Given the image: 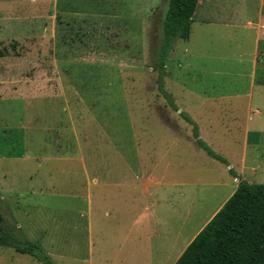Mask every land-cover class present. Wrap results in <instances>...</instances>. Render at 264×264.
I'll return each instance as SVG.
<instances>
[{
	"label": "rangeland",
	"instance_id": "rangeland-1",
	"mask_svg": "<svg viewBox=\"0 0 264 264\" xmlns=\"http://www.w3.org/2000/svg\"><path fill=\"white\" fill-rule=\"evenodd\" d=\"M128 1L0 0V47L7 49L0 57L1 217L54 264H172L240 180L264 183V168L241 173L245 154L264 150V130L246 137L249 122L264 124V32L254 75L252 62L260 1L231 0L219 11L222 21L209 23L198 10L191 37L174 42L164 66L157 61L168 0ZM182 113L230 165L197 144ZM118 131L143 148L171 145L173 184L167 199L158 196L156 231L119 250L97 242H81L73 253L60 242L56 248L55 210L69 208L87 158L103 142L117 144L107 136ZM0 264L43 263L0 246Z\"/></svg>",
	"mask_w": 264,
	"mask_h": 264
},
{
	"label": "crops",
	"instance_id": "crops-1",
	"mask_svg": "<svg viewBox=\"0 0 264 264\" xmlns=\"http://www.w3.org/2000/svg\"><path fill=\"white\" fill-rule=\"evenodd\" d=\"M206 1L205 7L200 5L203 0H199L194 16L197 15L198 10H202V16L199 18L200 22L222 21L219 11L222 10V6L224 7L229 4L231 0H222L223 2L219 0ZM259 1L261 5L259 19L261 21L258 27L252 28L256 32L254 41L255 51L252 58L253 75L257 72L259 63L258 43L264 32V29L261 27L262 25L264 26V0ZM124 2L129 1L124 0ZM248 23L252 24L253 22L248 20ZM191 34L192 31L189 38ZM176 50L177 48L174 44L171 53L176 52ZM256 118L260 119V117ZM251 121H255V117H252ZM252 130L254 133L260 132V130H264V124L249 122L246 126L248 141ZM166 133L173 138V131H167ZM123 134L122 131H118L112 135H108V138H118L116 140L117 144H110L109 142V145H106L103 142L100 151L95 152V154L92 152V156L89 159L87 158L85 164L84 179L76 182V186L81 188L77 187L75 192L71 190L69 195L72 201L71 205L66 209L65 213L61 210H55L56 248L58 242H60L61 245L59 246H61V249L65 248L73 253L76 247H80L81 242H85L84 244L90 248H93L94 243L97 242L98 246L102 248L112 247L115 244V249L119 250L123 248L122 243L125 245L126 241L133 242L136 239L140 240L143 231L146 233L147 231L149 233L156 231L157 220L161 218L157 207L158 196L160 197L161 193L162 198L167 199L168 185L173 184L172 179L168 181V167L171 165L172 160H168V156L166 155L168 150L170 153L171 148L169 146L171 145L156 147L160 150V156L155 147L143 148L141 143L139 144V140H135L133 143L122 140ZM130 143L132 145H128ZM143 155L149 156L143 157ZM247 155L248 153L243 158L245 165L241 166V173L246 170L248 165L252 166L253 168L251 169L253 170L264 168V150L256 152L254 149L250 158ZM163 164L162 173L156 175L153 171ZM145 166H147L146 170ZM231 166L233 165L231 164ZM243 179L251 183L246 176ZM163 187L165 188L163 189ZM143 197L146 199L144 206ZM151 198H154V202L150 200ZM80 200L84 203L83 207L78 206V204L74 205V201L78 202ZM224 203L214 211L211 218ZM65 231L67 233L66 239L62 237ZM183 251L180 252V255ZM137 264H142V262L140 261Z\"/></svg>",
	"mask_w": 264,
	"mask_h": 264
},
{
	"label": "trees",
	"instance_id": "trees-1",
	"mask_svg": "<svg viewBox=\"0 0 264 264\" xmlns=\"http://www.w3.org/2000/svg\"><path fill=\"white\" fill-rule=\"evenodd\" d=\"M198 3L199 0H168L158 53L159 65H165L177 39L189 38ZM6 54L7 49L0 47V57ZM159 88L178 110L162 83ZM182 114L194 124L197 144L211 156L229 164L201 139L196 122L187 113ZM230 170L233 171V168ZM0 246L13 247L20 253L30 254L43 264H54L38 243L20 233L10 220L1 217V210ZM173 264H264V183L240 180L232 195Z\"/></svg>",
	"mask_w": 264,
	"mask_h": 264
}]
</instances>
